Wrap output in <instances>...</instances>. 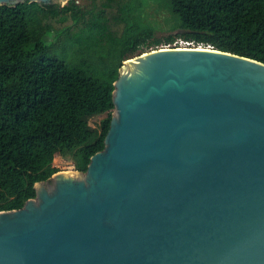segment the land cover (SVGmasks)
I'll list each match as a JSON object with an SVG mask.
<instances>
[{
	"label": "water",
	"instance_id": "1",
	"mask_svg": "<svg viewBox=\"0 0 264 264\" xmlns=\"http://www.w3.org/2000/svg\"><path fill=\"white\" fill-rule=\"evenodd\" d=\"M112 105L84 172L0 211V264H264V63L142 52L118 69Z\"/></svg>",
	"mask_w": 264,
	"mask_h": 264
},
{
	"label": "trees",
	"instance_id": "2",
	"mask_svg": "<svg viewBox=\"0 0 264 264\" xmlns=\"http://www.w3.org/2000/svg\"><path fill=\"white\" fill-rule=\"evenodd\" d=\"M89 1L0 6V211L33 198L57 154L84 172L103 148L123 61L174 40L154 38L147 0ZM151 1L185 40L264 63V0Z\"/></svg>",
	"mask_w": 264,
	"mask_h": 264
},
{
	"label": "rangeland",
	"instance_id": "3",
	"mask_svg": "<svg viewBox=\"0 0 264 264\" xmlns=\"http://www.w3.org/2000/svg\"><path fill=\"white\" fill-rule=\"evenodd\" d=\"M75 3L80 7H87L90 6L89 0H75ZM144 3L141 12L147 18L149 22H151L155 26L154 30V38L156 39H164L168 35L174 36L173 42L175 45H180V41H184L185 39L181 36V31L178 29L172 28V20L170 18L171 14L169 13L168 9L162 4L160 8H157V5L152 2L151 0H147ZM170 16H169V15ZM191 41V40H187ZM164 41L158 46L162 47L164 45ZM172 43V42H171ZM156 47L148 48L147 51L150 49H154ZM146 51V52H147ZM105 117V114L95 116L89 120V125L92 128H99L100 121ZM53 166L58 169L57 172H74L76 171L74 168V163L70 156H61L55 155L53 159Z\"/></svg>",
	"mask_w": 264,
	"mask_h": 264
},
{
	"label": "built area",
	"instance_id": "4",
	"mask_svg": "<svg viewBox=\"0 0 264 264\" xmlns=\"http://www.w3.org/2000/svg\"><path fill=\"white\" fill-rule=\"evenodd\" d=\"M194 47H198V48H211L209 45H204L202 43H195L194 41H180V45H175L174 42L172 43H164V45H162V47H157L154 49H163V48H194ZM154 49H150V50H154Z\"/></svg>",
	"mask_w": 264,
	"mask_h": 264
}]
</instances>
